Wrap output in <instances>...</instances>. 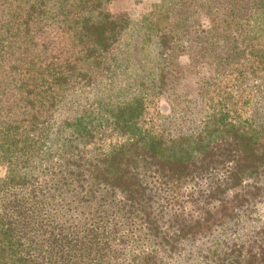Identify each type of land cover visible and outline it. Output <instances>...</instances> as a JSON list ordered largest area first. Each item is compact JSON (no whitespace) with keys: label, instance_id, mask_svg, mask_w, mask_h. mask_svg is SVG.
I'll return each mask as SVG.
<instances>
[{"label":"trees","instance_id":"16d2710c","mask_svg":"<svg viewBox=\"0 0 264 264\" xmlns=\"http://www.w3.org/2000/svg\"><path fill=\"white\" fill-rule=\"evenodd\" d=\"M111 1L0 0V264H264L257 86L187 132L145 116L182 17L264 70V0H159L136 19Z\"/></svg>","mask_w":264,"mask_h":264},{"label":"rangeland","instance_id":"374dc122","mask_svg":"<svg viewBox=\"0 0 264 264\" xmlns=\"http://www.w3.org/2000/svg\"><path fill=\"white\" fill-rule=\"evenodd\" d=\"M158 1L113 0L108 7L113 14L125 13L136 19L148 14ZM200 24L193 26L182 17L180 38L169 58L171 77L163 91L153 95L147 103L146 121L156 128L171 133L193 130L210 103L227 94H233V101L239 103L241 95L247 94L246 91L251 93L255 86L257 91L249 113L255 102L259 108H264V70L251 56L237 53L236 46L240 47L228 32L213 26L205 16L200 19ZM4 173L5 168L0 165V177Z\"/></svg>","mask_w":264,"mask_h":264}]
</instances>
